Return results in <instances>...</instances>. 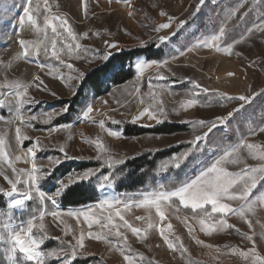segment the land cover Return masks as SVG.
<instances>
[{
    "label": "rangeland",
    "instance_id": "obj_1",
    "mask_svg": "<svg viewBox=\"0 0 264 264\" xmlns=\"http://www.w3.org/2000/svg\"><path fill=\"white\" fill-rule=\"evenodd\" d=\"M37 4L40 5L38 9ZM26 6H29L27 0H4L3 6H0V103L3 104L0 107V139L4 140V144L0 145V189L4 192L11 190L5 176L17 179L12 167L18 171L31 169L29 147L36 152L37 166H42L50 175L57 165L47 159L48 153L55 154L53 158L61 159L62 163L97 160L98 155L103 157L101 160L109 157L130 160L146 152H166L186 145V151L192 149V153L180 166L196 159L192 169L199 171H196L195 177L202 168L210 166L226 150L235 147L237 152L223 161L220 167L232 173L248 170L245 179L250 185L252 181L249 177L254 175L257 186L251 190L246 202L224 201L233 208L240 207L242 203L251 205L244 217L235 214L224 217L227 224L234 227H218L215 231L206 232L199 223L203 216H192L174 207L172 201L180 204L176 198L168 205H162L165 212L163 220L155 207H138L135 203L127 209L123 205L118 206L125 219L141 229L140 236L121 226L123 222L119 217L113 216V224L123 233L120 238L125 240L126 237L127 243L136 245L142 255L159 264H253L255 257L264 258V172L259 171L264 169V131L259 130L264 128V0H205L203 5L200 0H47L46 4L45 0H32L30 6L34 9L33 13L42 18V28L45 15L60 16L68 20V26L80 37L75 42L70 37L62 41L67 32L58 29L61 36L55 37L57 50L62 42L81 45L78 53L74 52L71 56L61 52V60L51 55L54 34L51 32L48 35L50 27L40 33L27 23L20 27L19 18L24 15ZM45 8L49 9L47 13ZM161 12L166 15H161ZM169 21L168 28L156 30L160 24ZM53 23L59 22L54 20ZM221 27L225 35L217 42L219 50L202 46L203 41L218 34ZM84 33H87L86 37ZM161 37L166 39L161 41ZM19 39L37 42L38 51L32 50V57L25 58ZM45 44L48 45L47 54ZM109 44L116 47L111 48ZM150 44L165 49L162 62H150L145 57L136 59L134 68L138 60L147 62L149 66L143 73L135 68L137 78L134 81L113 89L103 97H90L72 124L48 127L66 112L64 109L67 107L52 111L45 108H50L54 102L71 100L83 78L94 68L102 66L117 53L144 49ZM41 51L43 58L48 59L47 64L38 57ZM105 55L109 56L108 60L103 58ZM69 64L71 68L66 66ZM15 82L29 85L26 98L32 101L19 114L15 110L18 103L15 96L17 89L13 86ZM197 84L200 87H196ZM196 96L200 97L196 100ZM239 96L250 97L251 102L245 104L239 99H227ZM190 100L195 103L183 107ZM89 106L93 108L90 116L95 123L83 117ZM161 106L166 112V116L161 117L164 122L158 123L147 115L134 120L145 108L151 111ZM229 113L233 115L223 126L209 132L208 126L218 117H228ZM21 114L23 122L19 118ZM32 116L36 119L32 120ZM100 121L104 122L103 128ZM200 121L208 126H202ZM165 125L180 126L184 130L171 135L145 133L125 136L124 133L126 130L135 134V129L154 130ZM17 127L27 139L17 142ZM205 133H208L205 141L196 150L190 142ZM97 139L107 148L106 153L96 147L94 141ZM249 144L253 145L251 149L247 147ZM61 147L64 153L60 152ZM175 162L174 158L171 165H163L161 170L168 165L176 169ZM251 169L258 171L252 173ZM82 174H74L61 181L68 187L81 182L79 176ZM19 178L24 179L23 176ZM104 185V188H99V201L92 205L99 204L106 197L118 196L122 201L127 197L134 201L142 198L141 193L117 192L113 182L104 181ZM55 186L60 185L56 183ZM24 187L23 184L17 185L18 190ZM156 190L166 191L159 184L148 192ZM0 196L7 199L9 210L16 213L3 219L0 211V235L6 236L5 223L15 226L28 221L20 215L27 210L29 201L25 208L13 209L10 207L11 199L19 197ZM89 206L64 210L57 204L54 209L45 205V211H57L60 215L58 218L45 215L43 223L47 238L44 240L63 241L68 246L58 253V257L48 256V259L71 258L69 242L75 245L83 233V247L75 248V258L91 257L103 264H128L125 254L110 239V235L117 236V228H112L111 234H107L108 230L102 231L99 224L89 228L82 216L68 215L70 211ZM92 211L94 219L108 215L100 208H93ZM38 217L34 221L36 224L41 223ZM137 217L144 219L138 220ZM219 219V214H213V221ZM150 224L152 227H149ZM169 224L171 228L167 227ZM161 227L165 228L167 241L173 242L174 249L169 248L161 235ZM90 231L95 236L107 234V238H89L87 233ZM10 248L7 239H0V253L6 257L8 264H13L16 253L10 255ZM132 264L140 263L133 258Z\"/></svg>",
    "mask_w": 264,
    "mask_h": 264
},
{
    "label": "snow or ice",
    "instance_id": "obj_2",
    "mask_svg": "<svg viewBox=\"0 0 264 264\" xmlns=\"http://www.w3.org/2000/svg\"><path fill=\"white\" fill-rule=\"evenodd\" d=\"M205 0H200L201 5H203ZM4 0H0V6H3ZM27 3L29 6L24 7L23 12L24 15H22L19 18V24L20 27L23 28L25 24H30L37 33L45 32L47 28H51V32L54 34L53 38L51 39V46H52V52L51 55L55 57L57 60H61V52L66 53L67 55L71 56L74 52L78 53V50L81 48V45L79 43H64L62 42L61 47L59 50H57V40L55 37L61 36V32L58 31V29H63L67 32V37H63L62 41L67 40V38H71L72 42L78 41L80 37L76 35L71 27L68 26V20L65 18H62L60 16H44V27H40L37 23V20L33 16L34 9L30 6L32 3V0H27ZM47 3V0H45V4ZM40 7L39 4L36 5V8L38 9ZM44 11L47 13L49 9L45 8ZM131 15V13H129ZM161 15H166V13L161 12ZM56 20L59 23H53V21ZM169 23H163L158 26L156 30L160 29H166L170 26ZM85 37L87 36V33L83 34ZM225 35L224 28L221 27L219 29L218 34H213L211 37L203 41L202 46L204 47H216L219 50V44L218 41H221ZM166 38L161 37V41H164ZM19 45L23 49V55L25 58L30 57L33 53L32 50L39 49L38 43L33 41H28L25 39H19L18 40ZM111 48H115V44H109L108 45ZM225 51H229V48H225ZM44 51L45 54L48 52V45H44ZM183 55V53H180ZM105 60L109 59L108 55H105L103 57ZM67 67L71 68L72 65H66ZM149 65L147 62L138 60L135 64V68L139 73H143L145 68ZM229 75H232L231 73ZM38 79V77H37ZM158 79H164L163 77H158ZM41 83H43L41 81ZM195 83V82H193ZM17 91L15 92V96L18 98V103L16 105V111L19 114L21 112V109L24 108L26 104L32 103L30 99L26 98V94L28 91L29 85L22 84L20 82H15L13 85ZM196 87H200L198 84ZM204 92H207V89H202ZM154 98V97H153ZM227 99H239L241 101H244L245 104L250 103L251 99L250 97L246 96H239V97H227ZM195 103V101L190 100L187 104L183 105V107L187 108L192 106ZM244 105H241V108ZM0 107H3V104L0 103ZM68 109L65 108L64 111H67ZM238 111V110H237ZM93 112V108L89 106L87 110L83 113V117L85 119H88L92 121V117L90 116V113ZM147 115L149 119H156L158 123L164 122L161 117L166 116L165 109L161 106L159 108H153L151 111L149 108H145L143 112H141L138 116L134 118V120H138L142 118L143 116ZM233 113H229L228 117H218L217 121L212 123L210 126L206 125L204 121H200L199 123L202 126H208L209 132H211L214 128L223 126L226 122V120L231 117ZM50 117V114H49ZM20 120L23 122V116L22 114L19 115ZM32 120H35L36 117L32 116ZM95 123V121H92ZM100 127H104V122L100 121ZM260 131H264V128H260ZM111 134L116 135L117 133L112 132ZM208 133H205L203 136H196L190 143L194 146L196 150H199V145L205 141ZM24 139H27L24 135L21 133V128H16V140L17 142H21ZM96 147L99 149L100 152L106 153L108 150L105 147V145L99 140L94 141ZM4 144V140L0 139V145ZM249 149L253 147V145L249 144L247 145ZM27 152L29 154V158L31 159V169L30 170H17L14 167L9 164V167H12L13 174L17 177L15 180L9 179L7 176H5V179L8 180V182L11 184V190L4 192L2 189H0V194L7 195L8 197L12 198L14 196H18L19 198H12L10 201V207L13 209H23L26 207L27 201H35L39 200L40 203V210H39V217L38 219L41 221V223L36 224L34 221L37 219L35 215H33L26 223H21L20 225L13 226L11 223H5L3 225L4 229L6 230V236L0 235V239H7L9 243L11 244V248L9 249L10 255L13 253H16L17 251L20 254H23V256L26 258L27 261L33 262V264H45V257L46 256H52V257H58L57 251H51L48 253H45L40 250V247L42 243L44 242V239L47 238V234L44 233L45 225L43 223L45 215H51L53 218H58L60 213L57 211H51L47 212L44 210L45 208V200H50L52 205H56V200L49 196L40 189L39 187V181L43 176L48 175L47 172H43L42 166L38 167L36 163V152L33 150L32 147H29L27 149ZM60 152L64 153V148H60ZM237 152V149L233 147L230 150H226L224 154L219 157L214 163H212L210 166L206 168H202L199 172V174L190 181H186L181 186L175 188V190L171 191H162V190H156L153 192H147V193H141V199L134 201L133 198L127 197L125 200H121L120 197H110L105 198L103 201H101L97 205H92L87 207L86 209H79L76 211H70L68 215L75 216L77 218L83 217L85 221L88 222L89 228H92L94 224H99L102 231L104 229H107V234H111L112 228H117L116 235L118 237H122L123 233L119 232L118 226L113 224V216L119 217V220L123 222L121 226L130 229L133 234H136L137 236H140L141 229L134 227L132 224L129 223L127 219H125L124 215L121 213L119 205H123V208L127 209L129 208L133 203H135L136 206H147V207H155L157 210V213L159 214L161 220L165 218V212L162 210V205H168L170 201L173 200V198H176L179 200L180 205H182L184 208H191L192 211L195 213L197 210H199L200 213L203 214V218L200 219L199 223L202 226V230H205L206 232H212L215 231L218 227L220 229H223L224 227H234L232 225H228L227 221L224 219V217L228 216L229 214H235L239 215L240 217H244L246 210L251 209L250 204H244L242 203L240 207L233 208L229 203H225L224 201H241L246 202L248 201L250 192L252 189H254L256 184V178L255 176L249 177L251 179V184H248V180L245 179L247 176L248 170H245L244 172L240 173H232L224 168L220 167L221 163L225 160H227L230 156H233ZM192 153V149L186 151L183 153L180 157L175 158V166L177 168L180 167L181 163ZM264 158V157H262ZM19 159V157H17ZM52 164L59 165L62 163L61 159L59 158H53L48 157L47 158ZM97 160L103 159L102 156L98 155L96 157ZM232 162H235L233 160ZM105 163L108 165L109 168L113 167L114 165L122 164L124 163V160L117 159L113 160L110 157L105 160ZM257 169H251L252 173L257 172ZM259 171L264 172V169H259ZM95 175V173L92 170L85 171L81 176H79V180L85 181L88 180L90 176ZM23 176L24 179H20L19 177ZM104 180H108V176H104ZM59 187L56 188L55 195L59 196L61 192L67 187V185L64 184L63 181H59ZM18 184H23L25 187L22 190L17 189ZM101 188H104L105 185L101 184ZM208 206H210V212L207 210ZM93 208H100L102 211H107V216H101V219H94V213L92 211ZM112 209H115V212H112ZM213 214H219L220 219L213 221ZM11 219V218H9ZM138 220H143L144 217H137ZM106 221L105 223H101V221ZM206 221H209L206 223ZM149 227H152L150 224ZM168 228H171V224L167 226ZM33 229H36V232H33ZM239 231V229H236ZM43 233V235H42ZM160 233L164 237V239L167 241V236L165 235V228H160ZM107 234L95 236L91 231L87 233V236L89 238L93 239H101L107 238ZM85 236L82 233L80 237L76 240V244L72 245L71 242H69V247L72 248V254L71 258H66L63 262V264H71V260L75 258L76 251L75 248L77 246L83 247ZM248 239H251V237H248ZM126 240V237H125ZM168 246L170 249H174V244L171 241H167ZM197 243H203L202 241H197ZM60 251H63L61 249ZM124 259L128 262V264H132L133 257L130 255H124ZM13 264H19L18 260H14ZM253 264H264V258H261L259 256L255 257V260L253 261Z\"/></svg>",
    "mask_w": 264,
    "mask_h": 264
},
{
    "label": "trees",
    "instance_id": "obj_3",
    "mask_svg": "<svg viewBox=\"0 0 264 264\" xmlns=\"http://www.w3.org/2000/svg\"><path fill=\"white\" fill-rule=\"evenodd\" d=\"M37 23L42 27V18L35 12L33 13ZM51 31H48V35ZM165 49L156 48L154 44L148 45L144 49H134L127 52H120L113 55L105 64L94 68L88 73L81 81L77 88L76 95L71 100H61L50 104V108L45 110H61L67 107V111L57 118L54 124L48 126L59 127L62 125L72 124L80 110L90 97L100 98L109 94L113 89L126 85L137 78V73L134 68V62L140 57H145L148 61L162 62L165 56ZM30 56L29 58H31ZM42 59L43 63L47 64L48 59L43 58V51L38 55ZM200 96H196V100ZM204 99V98H203ZM136 133H127L125 130V136H140L145 133H156L158 135H171L180 133L184 129L176 125H165L160 129L145 130L135 129ZM187 146L181 145L177 149H171L166 152H146L141 156L124 160V163L114 165L109 168L105 163V160H92L87 162H64L53 169L50 175L43 176L39 181V187L45 191L49 196H52L56 200V204L62 209H76L83 208L92 204H96L100 199L99 188L101 184L105 182H113L116 187V191L122 194H140L150 190L156 189L159 184H162L164 190L171 191L181 186L186 181L194 179L195 175L199 171L193 170L192 163L180 166L179 168H171L172 166H166L164 170H161L163 165L170 164L171 161L178 155L186 151ZM49 157H53L55 154L48 153ZM47 157V156H46ZM107 159V158H105ZM113 159V158H112ZM115 158L113 160H117ZM163 169V168H162ZM43 172L46 170L41 169ZM87 170H92L95 175L90 176L89 180L72 184L65 188L59 196L55 195L56 183L65 179L68 176L74 174L84 173ZM197 171V172H196ZM108 176V180H104V176ZM174 207H177L187 214L192 216H203L202 213L196 211L195 213L190 209H184L176 201L171 202ZM45 205L49 209H54L49 200H45ZM8 201L5 197L0 196V211H2V218H8L12 213L8 208ZM40 203L39 200L29 201L27 204V210L20 215L24 220H29L33 215L39 216ZM210 212V208L207 209ZM16 214V213H14ZM218 217V216H216ZM110 239L118 246L122 254L132 256L140 264H159L153 260L148 259L145 255H142L137 249L136 245L127 243L122 238L110 235ZM67 244L65 242L45 241L41 245V251L48 253L51 251L60 252L61 249H65ZM16 260L19 264H32L27 261L23 254L18 251L15 254ZM66 258H60L58 260H50L48 256L45 257V264H63ZM0 264H8L6 257L0 253ZM71 264H103L102 261H98L91 257H76L71 261Z\"/></svg>",
    "mask_w": 264,
    "mask_h": 264
}]
</instances>
